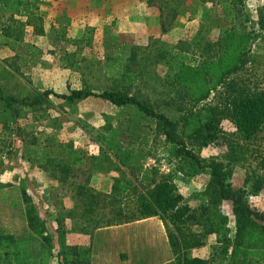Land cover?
<instances>
[{"label":"rangeland","instance_id":"374dc122","mask_svg":"<svg viewBox=\"0 0 264 264\" xmlns=\"http://www.w3.org/2000/svg\"><path fill=\"white\" fill-rule=\"evenodd\" d=\"M42 1L44 34L35 33L31 25L24 26L21 41L41 48L39 56L14 59L15 51L0 42V83L5 92L21 95L35 90L67 93L83 86L101 91L108 83L101 66L106 54L120 57L121 53L124 58L131 46L138 45L141 47L139 55L146 58L136 69L152 63L151 72L144 77L147 87L141 88L139 97L155 103L157 110L170 119L185 112L177 110L179 101L168 100L160 92L161 82L152 75L162 77L166 66L154 62V55L158 47L182 42L190 43L192 48L191 44L199 36L215 43L220 23L219 5L206 3L192 13L187 3L180 8L182 12L171 17L168 9L162 7L163 0H155L150 5L145 0ZM239 7L246 19L236 25L245 27L250 38L245 48L249 60L236 77L249 86L264 88V39L258 36L264 32L260 31L258 22L264 20V0H241ZM59 25L65 27L68 38L56 41L54 34ZM86 30L91 40L81 39ZM12 62L15 69L9 66ZM213 98L211 92L203 102L212 103ZM164 101L169 103L163 104ZM23 112L16 123H11L0 104V186L33 187L42 205L52 203L58 208L70 195L74 202L78 200L76 197L80 195L69 192L74 184L71 181L78 179L74 171L82 169L86 191L95 197L94 203L88 201L90 227L92 219L109 223L137 217V195L150 189L153 181L161 176L171 180L191 207L198 208L204 202L201 193L209 180L208 168H198L192 174L178 171V158L173 155L170 143L156 131L154 121L133 106H115L98 97L68 103L51 94L38 107L26 106ZM221 127L230 140H237L235 128L229 121H223ZM185 141L199 160L217 157L227 162L228 147L222 139L203 147ZM251 145L252 149L264 150V128ZM45 146L49 147L48 154L53 161L63 158L65 163L72 162L70 170H62L52 162L47 165L37 162L36 157ZM78 159H81L79 164ZM253 169L251 156L235 164L231 175L233 187L244 186L249 190L246 176L253 174ZM96 183L101 190L94 192ZM82 196L85 201V195ZM247 200L252 207L264 210V188L255 195L248 192ZM48 207L42 211L44 219L41 222L42 236L46 239L55 224L65 225H60L59 210L53 213ZM220 208L227 216L228 234L233 236L235 219L231 203L223 201ZM50 214H54L52 222ZM192 229L201 230L197 225ZM214 245L217 247L215 235L210 234L205 237L203 247L193 248L189 253H202L209 259L207 264H218L221 257Z\"/></svg>","mask_w":264,"mask_h":264},{"label":"trees","instance_id":"16d2710c","mask_svg":"<svg viewBox=\"0 0 264 264\" xmlns=\"http://www.w3.org/2000/svg\"><path fill=\"white\" fill-rule=\"evenodd\" d=\"M163 1L162 7L168 9L171 17L182 12L180 8L187 3L191 5L192 13L198 6L206 3L220 6L218 39L215 43L199 36L191 44L192 48L190 43L182 42L156 49L154 62L163 63L166 72L162 77H152L161 82L160 92L168 100L170 98L175 103L179 101L177 110L185 111L176 119H170L157 110L155 103L139 97L141 88L147 87L144 77L147 72H151L152 63L136 69L146 58L139 55L141 47L138 45L131 46L124 58H121V53L120 57L112 53L106 54L101 66L108 83L101 91L83 86L67 93L35 90L21 95L17 92H5L0 83V104L7 111L11 123H16L17 118L24 114L26 106L38 107L51 94L68 103L98 97L115 106L137 108L154 121L156 131L163 134L165 141L170 143L173 155L178 158V171L192 174L196 169L206 166L209 180L201 193L204 202L198 208H193L184 202V196L177 191L171 180L161 176L153 181L150 189L137 195L138 216L130 219L159 216L166 227L178 264L209 263L208 258L193 256L189 252L193 248L204 246L205 237L210 234L215 235L217 247L214 246L221 257L218 264H264V210L252 207L247 200L248 192L255 195L264 188V150L251 148L259 131L264 128V88L249 86L236 77L249 60L245 48L250 34L245 27L239 28L236 25V22L242 24L246 19L239 7L241 0ZM43 2L0 0V42L15 51L14 59H31L42 53L41 48L21 41L24 26L31 25L35 33L44 34V13L40 9ZM154 2L155 0H145L148 5ZM258 22L260 31H264V20ZM55 30L56 41L68 38L65 27L59 25ZM87 34V30L84 31L81 39L91 40ZM258 36L264 39V32ZM9 66L15 69L14 62ZM211 92L214 94L213 102L204 103ZM185 100L187 104L184 105ZM168 103L169 101L163 102ZM223 121H229L235 128L236 141L230 140L222 129ZM185 139L198 147L222 139L228 147L225 154L227 162L217 157H211L207 161L199 160L187 147ZM48 148L43 147L36 161L46 165L52 162L62 170H70L72 162L65 163L63 158L53 161ZM248 156L254 162L253 174L246 176V181L250 182L249 190L244 186L234 188L231 182L232 167L247 160ZM88 193L87 200L94 203L95 197ZM223 201L231 203L235 219L233 236L228 234L227 216L221 212L220 204ZM194 225L201 230L195 232L192 229Z\"/></svg>","mask_w":264,"mask_h":264},{"label":"crops","instance_id":"0c3cea01","mask_svg":"<svg viewBox=\"0 0 264 264\" xmlns=\"http://www.w3.org/2000/svg\"><path fill=\"white\" fill-rule=\"evenodd\" d=\"M83 173L75 170L78 179L71 181L76 184L69 194L80 195L78 200L70 195L58 208L42 205L33 187L0 186V264H178L157 215L109 223L92 219L90 227ZM94 186V192L101 190L97 183ZM46 206L53 213L59 210L60 225L65 224L51 227L49 239L41 232ZM193 256L205 258L202 253Z\"/></svg>","mask_w":264,"mask_h":264}]
</instances>
